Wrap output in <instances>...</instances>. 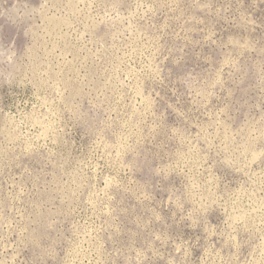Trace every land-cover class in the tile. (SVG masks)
Segmentation results:
<instances>
[{"label": "rangeland", "instance_id": "374dc122", "mask_svg": "<svg viewBox=\"0 0 264 264\" xmlns=\"http://www.w3.org/2000/svg\"><path fill=\"white\" fill-rule=\"evenodd\" d=\"M0 264H264V0H0Z\"/></svg>", "mask_w": 264, "mask_h": 264}]
</instances>
